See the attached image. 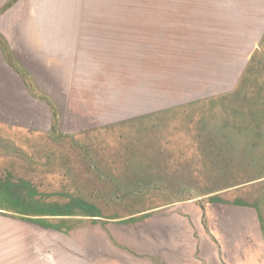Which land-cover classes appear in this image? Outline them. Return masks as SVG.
<instances>
[{"label":"rangeland","instance_id":"1","mask_svg":"<svg viewBox=\"0 0 264 264\" xmlns=\"http://www.w3.org/2000/svg\"><path fill=\"white\" fill-rule=\"evenodd\" d=\"M78 23L84 25L79 31ZM263 27L264 0H0V178L11 174L28 184L19 200L0 194V264H73V254H58L60 247L89 252L96 235L87 207L64 198L58 158L56 169H27L43 166L42 158H29L32 146L48 134L87 141L97 131L92 155L98 166L88 171L83 163L75 175L73 194L86 204L93 188L107 191L109 184L96 178L115 183L126 176L110 173L114 169H150L155 161L146 153L164 166L175 162L170 158L178 144L166 139L185 135L186 127L148 128L135 117L233 88L251 54H264V37L258 42ZM150 135L155 142L146 143ZM63 142L48 147L56 152ZM260 170L178 169V207L226 202L231 206L215 211L229 225L238 211L235 198L249 193L264 213V177L248 183L262 176ZM100 208L102 229L124 223L105 221L115 208ZM60 213L67 226L83 215L85 228L54 231Z\"/></svg>","mask_w":264,"mask_h":264},{"label":"crops","instance_id":"2","mask_svg":"<svg viewBox=\"0 0 264 264\" xmlns=\"http://www.w3.org/2000/svg\"><path fill=\"white\" fill-rule=\"evenodd\" d=\"M79 24L77 31L84 26ZM79 35L77 32L76 46H80L83 40ZM263 37L264 27L258 39L259 44ZM243 73L244 70L236 85L227 91L183 104L151 107L148 112L135 117L144 120L148 128L151 125L166 126L167 123L178 128L180 122L186 127L185 135L179 134L172 138L169 135V139H166L178 144L177 154L170 158L176 161H170L164 166L153 153H146L144 158L155 161L150 169H114L110 173L117 176L123 173L126 176L115 183L109 179L101 181L96 178L100 183L106 182L109 185L107 191H103L102 187L93 188V201L90 204L75 198L73 192L79 187L78 178H75L77 169H83V163L88 171L98 166L97 156L92 155L97 131L91 130V138L88 137L87 141L78 140L77 135L61 138L60 135L48 134L42 145L32 146L28 150L29 158H42L40 162L43 166L37 164L27 169H56L52 164L58 158L57 167L68 189L64 198L68 199L70 206H86L91 213L88 218L94 223L91 226H96V229L91 227L96 230V235L90 238L89 252L85 248L89 257L84 253L83 246L73 245L69 247L74 251L60 247L58 254L72 253L73 264H264V213L253 194L247 193L235 198L238 211L230 218L234 223L229 225L226 224L225 215L215 211L217 207L231 206L226 202L186 203L182 209L178 207V169H261L262 176L248 183L264 177V122L259 128L258 121L239 119L233 112L241 101L247 99L243 95L248 94V87L239 85ZM151 136L146 139V143L154 141ZM46 141L49 145L45 144ZM50 142L64 144L62 149L51 152L48 147ZM92 158L96 160L95 164L90 161ZM109 166L112 168L113 164ZM109 166L107 164L106 168ZM125 195L128 198L122 202ZM99 199L102 200L99 202ZM100 206L115 208L113 216L105 221L124 223L111 224L110 229H102L98 225V221L104 218ZM137 215L138 219H134ZM46 216H38V222ZM74 217L69 219L72 225L67 226L62 225L67 217L62 213L56 214L53 218L61 225H53L54 231L65 229L78 232L85 228L83 215ZM132 222L137 223L132 225Z\"/></svg>","mask_w":264,"mask_h":264},{"label":"trees","instance_id":"3","mask_svg":"<svg viewBox=\"0 0 264 264\" xmlns=\"http://www.w3.org/2000/svg\"><path fill=\"white\" fill-rule=\"evenodd\" d=\"M264 54L253 56L244 69L240 79L241 86L248 87L246 100L241 101L236 107V117L244 120L258 121L259 128L264 122ZM235 108V107H234ZM262 174V173H261ZM260 174V175H261ZM0 178V194H4L8 200H19L21 193L25 192L28 184L23 178L18 179L13 175H4ZM260 178V177H259ZM10 202V201H9Z\"/></svg>","mask_w":264,"mask_h":264}]
</instances>
